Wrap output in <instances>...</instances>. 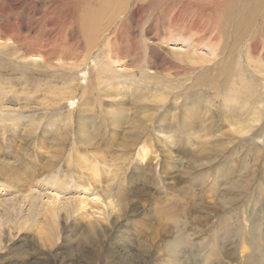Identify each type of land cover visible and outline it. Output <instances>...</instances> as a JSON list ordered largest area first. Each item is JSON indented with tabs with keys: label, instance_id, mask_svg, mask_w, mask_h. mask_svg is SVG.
<instances>
[{
	"label": "rangeland",
	"instance_id": "rangeland-1",
	"mask_svg": "<svg viewBox=\"0 0 264 264\" xmlns=\"http://www.w3.org/2000/svg\"><path fill=\"white\" fill-rule=\"evenodd\" d=\"M17 2L0 0V264H264V111L211 84L264 110L259 20L251 40L231 24L246 0H146L113 47L74 0ZM100 73L112 97L89 90Z\"/></svg>",
	"mask_w": 264,
	"mask_h": 264
},
{
	"label": "bare ground",
	"instance_id": "bare-ground-1",
	"mask_svg": "<svg viewBox=\"0 0 264 264\" xmlns=\"http://www.w3.org/2000/svg\"><path fill=\"white\" fill-rule=\"evenodd\" d=\"M47 1V0H45ZM51 1V0H50ZM53 1V0H52ZM60 1V0H59ZM77 2V4L81 7V11L83 12L82 15H80L78 17V23L81 27V29L83 30V33L86 34V36L84 37H87V39H89L90 42H92L93 40L96 42H98L99 40V36L101 38V40H104L106 38V40L104 41L105 43V46L106 45H109V44H112L115 40L116 44H119L120 41H122V36H123V29L125 27V24H126V18L127 16L129 15V12L130 10H132V8H134L133 10V13L134 15H131V17L133 18L137 13L138 11H140L142 9V5L144 4V2L146 0H95L96 3L95 4H91V1L90 0H74ZM242 1H245V0H242ZM57 2V1H55ZM62 3H70V0H61ZM126 2V3H125ZM122 3H124V5H122ZM53 4V3H52ZM76 4V5H77ZM30 5H32L30 2H28V0H18L17 4L14 5V9L15 10H20V11H23L25 12L29 7ZM38 5L39 3H37V5L34 6V9H35V12H33L32 15V18L30 20H34L35 22L38 23V21L40 20L39 17H37V13L39 11H41L42 13V16L43 18H47L48 16H50L48 13V9L51 8L52 5H48V4H44L43 7H46L43 8L45 10H41L40 8H38ZM42 5V4H41ZM61 5V4H60ZM57 6V5H56ZM59 6V5H58ZM70 7V6H69ZM251 7H253V13H250V9ZM56 10H58L59 7H55ZM141 8V9H140ZM73 9V8H72ZM136 9V11H135ZM2 10V9H1ZM71 10V9H70ZM69 10V11H70ZM80 11V12H81ZM50 12V11H49ZM81 12V13H82ZM80 13V14H81ZM240 15V16H239ZM237 14L236 16H233L232 17V13H231V17L232 18H235L234 21L231 20V24L233 25V28H235L238 32H239V35L241 37H244L242 39H248V40H251L252 37H249L248 36V32H247V28L254 25L255 23V20H259V31H261V34L264 38V0H246V3L245 5H242L241 8H240V14ZM22 16V15H21ZM40 16V15H39ZM41 16V17H42ZM59 16V14H58ZM138 16V14H137ZM136 16V17H137ZM62 17V16H61ZM66 17V16H64ZM108 18V20L106 21V19ZM184 18V17H183ZM182 18V19H183ZM62 19V18H61ZM140 20V19H139ZM66 19L63 20V22L66 23ZM194 21V20H193ZM104 22H106V24L104 25ZM52 23V22H51ZM39 24V23H38ZM36 24V25H38ZM3 25V24H2ZM4 26V25H3ZM23 28L26 29V30H29V31H35L36 30V26L34 24H29V23H24L23 25ZM103 28V29H102ZM198 29V28H196ZM3 31L5 33L7 32H10L11 31V26H9V24H6L4 27H3ZM92 32H94L93 34V37H92ZM135 34V32L132 33V35ZM45 35V34H44ZM136 35V34H135ZM134 36V35H133ZM132 36V37H133ZM130 37V36H129ZM204 39V38H203ZM100 40V41H101ZM18 38L16 39V42H18ZM133 43V42H132ZM138 44V43H137ZM241 44V43H240ZM113 45V44H112ZM112 45H109V46H112ZM98 46V45H97ZM115 46V45H114ZM37 47V46H36ZM104 47V45H103ZM113 47V46H112ZM121 48V47H120ZM148 49L151 50V53L150 54V58L153 59V58H157L158 57V52L155 51V48L152 46H148ZM29 50V47L25 48V53L26 55L27 54V51ZM28 57V56H27ZM26 57V58H27ZM150 58H147V60H150ZM25 59V58H24ZM130 61V60H129ZM113 63V62H112ZM112 63L111 62H108L107 63V66H112ZM106 65V64H105ZM80 66V65H79ZM264 67V66H263ZM29 69V68H28ZM103 70V69H102ZM102 72V71H101ZM103 73V72H102ZM102 73H100L97 78H96V82L94 84L93 81H90L89 83V90L93 91V90H98V93L101 94V92L104 94V95H110L109 93H106V88L105 86L106 85H109L108 86V89L110 88V86L112 84H114V82H117V86L116 88L123 83H120L119 79L118 78H115L114 80H110V79H101L102 78ZM104 74V73H103ZM239 76V74H237ZM65 76V75H64ZM232 76V74L230 73L228 77ZM235 77V76H234ZM243 79V78H241ZM118 80V81H117ZM197 80V84L200 83L199 81L201 80L200 77H198ZM264 81V80H263ZM231 82L233 83L234 80L231 79H226L223 83H211V84H215L217 85V95L219 97H221V99L223 101H225V103H229L231 102V100L234 98V94L235 93H241L242 95H244V97H246L247 99V102L249 101V103L251 104V106L249 107V110H248V115H252V114H258V116H261V114H263V109L260 107L261 103L263 102V97L260 94H258V91L254 92L253 93V97H252V100L249 99L244 92L240 91V90H237L236 88H230L229 90H227L228 88L227 87V84ZM248 82V81H247ZM256 79H255V83H256ZM101 83H104L105 86L103 88H101V86H98L100 85ZM127 83V82H126ZM98 87H97V86ZM196 85V84H195ZM206 85V84H205ZM229 85V84H228ZM209 86V85H207ZM230 86V85H229ZM147 87L149 88V84L147 83ZM167 87V86H166ZM114 88V87H113ZM194 88L197 89L196 86H191L188 88V90L186 91L185 94L187 95H190V94H194L196 95L197 97V92L194 91ZM224 89V90H227L226 91V94H221L220 92L223 91V90H220V89ZM264 88V86H263ZM115 89V88H114ZM121 89V88H120ZM113 91V90H112ZM73 92V91H72ZM252 92V91H251ZM6 93V92H5ZM106 93V94H105ZM85 95V94H84ZM113 94H111L109 97H112ZM264 95V93H263ZM6 97H8V95H5ZM85 97V96H84ZM233 97V98H232ZM51 98V97H50ZM61 99V98H60ZM68 99V98H67ZM66 99V100H67ZM135 101V100H134ZM52 102V101H51ZM96 102V101H95ZM224 104V105H227ZM5 104V103H4ZM59 104V103H57ZM248 104V103H247ZM5 106V105H4ZM48 106V105H47ZM93 106V105H92ZM230 106V105H229ZM227 106V107H229ZM243 110H245V114L247 113V109L244 108ZM7 111V110H6ZM10 111V110H9ZM233 112V111H232ZM73 114V112H72ZM253 116V115H252ZM68 117V116H67ZM188 118V117H187ZM230 118V117H229ZM24 120V116H22V114H20L18 117H15L14 119V122L16 124V127L17 125L19 124L20 125V122H22ZM13 121V120H11ZM85 121V120H84ZM83 123V122H82ZM64 124V123H63ZM84 124V123H83ZM18 125V126H19ZM87 125V123H86ZM85 125V126H86ZM82 126V125H81ZM117 126V125H116ZM245 128V127H244ZM82 130V129H81ZM69 131V130H68ZM87 129L86 128H83V131L82 134L83 135H86L87 134ZM90 131V130H89ZM95 131V130H94ZM244 131V129L242 130ZM252 130L250 129H246L245 128V132L246 133H249L251 132ZM98 135V134H97ZM254 137V136H253ZM145 151V150H144ZM147 152V151H145ZM145 156V154H144ZM146 157V156H145ZM98 172V171H97ZM98 174V173H97ZM58 184V186L60 188H70L69 185H67V183H60L59 180L56 182ZM112 192H107L106 194L108 195L109 198L113 197L114 195L111 194ZM96 196V194H94ZM194 197V196H193ZM117 198V197H116ZM191 198V197H190ZM54 199L57 200L56 196H54ZM76 201V198L74 199ZM97 200V199H96ZM121 201L123 202V199L121 198ZM77 202V201H76ZM108 202V201H107ZM110 202H112V200H110ZM194 202V200H193ZM73 203V202H72ZM86 203V200L83 199V198H78V206L79 207H82L83 208V204ZM116 203V202H115ZM117 205V204H116ZM36 205H31V209L35 208ZM120 206V205H119ZM84 210V209H83ZM35 211V210H34ZM37 211V210H36ZM187 211V210H186ZM189 213V211H188ZM178 216V212L174 209H171V208H168L166 210V217L168 220H176ZM189 216V215H188ZM93 231L96 230V227L95 226H92L91 227ZM144 228V227H143ZM90 235H92L90 233V231L87 232ZM94 233V232H93ZM99 234V232H98ZM98 236V235H97ZM94 238V237H93ZM89 239V238H88ZM180 246V243H174L172 245V251L170 252H177L179 253L181 250L179 248ZM186 251V250H185ZM264 254V253H263ZM135 259L137 256H135V254H131L130 257H132ZM263 261H264V256L262 255V258H261Z\"/></svg>",
	"mask_w": 264,
	"mask_h": 264
}]
</instances>
